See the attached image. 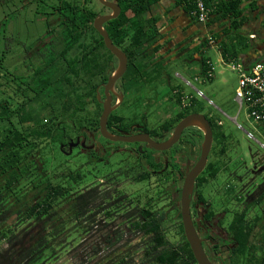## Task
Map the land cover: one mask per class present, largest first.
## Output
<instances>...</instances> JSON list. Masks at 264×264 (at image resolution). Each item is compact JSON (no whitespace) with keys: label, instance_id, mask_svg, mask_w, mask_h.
<instances>
[{"label":"trees","instance_id":"obj_1","mask_svg":"<svg viewBox=\"0 0 264 264\" xmlns=\"http://www.w3.org/2000/svg\"><path fill=\"white\" fill-rule=\"evenodd\" d=\"M159 1L117 0L122 12L117 19L106 23L114 44L124 48L127 54L128 71L137 81L132 80L133 84L152 81L150 77L153 73H148L147 69L158 47H154V51L146 49H151V44L157 42L160 33L159 20L148 14ZM247 1L250 0H203L205 8L210 10L209 18L216 14V19L232 20L231 26L224 32L235 31L234 37L229 41H220L224 45L221 49L225 58L243 56L251 48V41L249 45L247 37L240 32V26L246 20L243 18L244 3ZM176 3L187 5L192 12L197 8L198 0H176ZM2 12L0 264H55L65 260L71 264H198L185 236L180 209L176 207L179 224L170 235L172 230L169 226L174 218L170 216L168 206L156 208V204L166 197L163 188L172 184L177 186L171 173L157 177L159 191L156 198L144 204L137 199L135 206L124 210L122 201L127 196L119 191V180H129L133 176L134 181H148L149 173L139 179L130 169L122 168L111 173L112 177L111 174L105 176L107 180L115 181V192L110 188L103 189L100 184L83 189L80 186L86 175L82 166L72 168L68 163L60 162L51 169L45 161L48 147H52L53 152L64 154L59 143H64L67 137L75 136L82 129L100 128L101 107L94 112L95 118L87 119L89 127L82 125L78 128L82 120L72 119L73 116L76 119L86 107L90 110V105H100L96 90L106 72L104 59L107 54H112L92 26L98 12L87 11L83 3L57 0L53 12L63 17L59 39L52 40L42 49L40 61L29 70L24 69L26 61L14 70L8 64L11 36L7 11L4 8ZM34 17L37 22L38 19L48 22L47 16ZM91 29L95 34L93 44L90 43L93 38ZM139 58L146 60L138 63ZM209 65V60L203 57V75L209 71ZM21 68L23 71H20ZM154 70L156 72L158 68ZM162 75L163 72H160L158 76ZM182 95H178L179 103L182 102ZM52 99L59 102L61 116L57 118L41 116L31 107L32 104L41 105L47 110L54 104ZM192 103L194 107L201 106L197 100ZM67 113L72 120L65 117ZM213 124L216 128L213 151H229L231 137L215 118ZM259 126L264 128V123ZM220 173L219 164L216 160L212 161L208 171L200 176L201 189ZM243 179V176L236 179V187L232 185L222 192L216 190L222 210L230 215L231 221L228 224L226 220L222 222L223 240L217 233L210 232L206 236L205 249L215 263L212 254L220 257L224 264H264V191H257L261 196L259 199L253 194L256 184L264 183V179L255 182L250 189V203L244 195L240 197L246 192L241 189L246 183ZM201 199L209 202L203 195ZM126 200L129 201L128 198ZM210 206V213L213 214L216 210L211 203ZM221 242H231L234 248L224 252Z\"/></svg>","mask_w":264,"mask_h":264},{"label":"flooded vegetation","instance_id":"obj_2","mask_svg":"<svg viewBox=\"0 0 264 264\" xmlns=\"http://www.w3.org/2000/svg\"><path fill=\"white\" fill-rule=\"evenodd\" d=\"M13 1L12 3V12L10 13L7 10V17L9 20L8 24V31L11 36V49H10V56L9 59L13 61V57L16 56L22 58V62H25L28 58L35 59L36 57L41 56V51L46 47L47 44H50L52 40H58L60 29H61V23L63 20V17L61 14L53 12V9L56 6L57 0H54V3L50 4L49 7L46 6L45 0H2V2H8ZM112 3H117V0H108ZM161 1V0H160ZM102 5V4H101ZM29 7V10L34 6L33 13L34 15L38 17H46L48 22L46 23V29L43 30L44 32L42 35L40 34L37 38H29L30 40H34L31 44H28L27 42L20 40L18 37V32L15 29L16 23H18V17L15 15L16 11H21L25 9L26 7ZM103 10H100L98 15H106L111 14L113 11L102 5ZM166 7L164 6L163 9ZM188 10V6L186 7ZM29 12V11H28ZM191 12V11H190ZM193 13V12H192ZM259 14L260 16H264V0H250V14L251 16H254L256 14ZM194 14V13H193ZM196 15L194 14V17ZM10 17V18H9ZM210 19L209 17L206 19L208 21ZM262 18H250V26L259 27L260 26V20ZM29 20V18L27 19ZM225 24V27L220 30L218 33H214L213 31L206 32L205 26L203 24L206 23V21H200V23H196L193 29L195 32L184 38V40L180 43V45H183L185 43H188L186 46H184L182 49H179V51L176 53L175 56L180 57L183 61H194L197 60V62L201 63V60L203 58V53L205 52V47L210 46V38L214 39L215 42L223 41H229L231 38L234 37L235 31L231 33H225L224 30L229 28L231 26L232 20L230 18L221 19ZM33 22V24L38 25L43 20L38 19V22L35 20H29ZM37 22V23H36ZM45 23V21H43ZM95 19L92 22L93 28L96 30L94 25ZM262 22V21H261ZM264 22V17H263ZM104 29H106V24L103 25ZM107 30V29H106ZM97 31V30H96ZM41 32V31H40ZM241 32V31H240ZM91 36H93L92 41H90L91 44L94 42L95 34L92 33V29L90 30ZM97 33L100 35V33L97 31ZM182 34V35H181ZM181 37L187 35V32H181ZM102 37V36H101ZM103 38V37H102ZM104 41V39H103ZM113 41V40H112ZM15 43H18L16 45ZM95 43V42H94ZM105 43V42H104ZM114 43V42H113ZM56 44V42H54ZM58 46V45H57ZM55 46V47H57ZM117 46V45H115ZM154 45L151 46V49L154 48ZM106 47V44H105ZM119 49H121L124 53V48H121L117 46ZM93 48V45H92ZM107 51L111 53V51L106 47ZM191 50L190 52H188ZM103 52L105 51L102 49ZM188 53H185V52ZM112 54V53H111ZM170 52L167 50L164 51L162 55H159L160 57H165V62L170 60L169 56ZM127 55V54H126ZM154 56L155 59H152L153 67L157 66L155 63H159L158 60H160L158 57ZM105 58V57H104ZM105 65H106V72L105 75L102 77V81L97 86V98L98 94L101 96V100H98L100 105L93 104L91 107L99 109L101 107V115L103 112V102L107 100V92L111 96V105L110 107L115 108L112 113L110 114L107 129L108 131L113 135H119V136H142L148 134L150 138L156 142H165L175 132L176 127L178 124L186 117L193 115V114H199L204 115L213 130V145L212 150L208 156L207 165L204 168L203 172L198 176L196 179V188L195 193L192 198L191 202V211H192V217L194 220V224L196 226V229L198 230L199 236L204 240V246L206 243V236L212 232L217 233L218 236L223 240L224 235V225H222L223 220L226 219V216L228 215L226 211H215L213 214L210 213L211 206L209 202H204L201 199V195L203 194L201 187L199 186V180L200 176L203 175L205 172L208 171L209 164L216 160V162L219 164L220 172L225 173L227 175L231 176V164H232V152L226 151V152H214V146L216 145V138H215V126L213 124V117L210 115H206L203 111V107H194V104L192 103L193 100H197L195 97L192 96L191 102H188L186 104L179 103L178 101V95L183 94L182 89L180 90H174V98L178 102L180 106H178V109L175 111L174 118L172 123L166 124L163 129L159 128L157 130L150 129L149 128V121H150V110H144V112L140 113L138 118V122L136 121L135 117L134 121L133 118L131 119L133 122H131L129 125L125 124L124 121L127 119L121 115L118 114L119 110L122 107H126L124 104L125 98H126V90L124 89L125 82L122 81L125 78L126 73L120 77L113 87H109L108 89V83L109 78L114 74L119 67V59L115 55L107 54L106 58L104 59ZM15 68V66H14ZM128 68H129V60H128ZM20 71H23L21 68ZM128 71V69H127ZM156 72L152 74L150 77L152 79L151 82L146 83L147 85L152 84L155 82L159 76ZM163 78H166V74L163 73ZM105 79V81H103ZM184 98V94L182 95V99ZM150 105V104H149ZM128 107L130 105H127ZM134 107L133 105H131ZM99 117V124H100V118ZM115 118V119H114ZM124 119L123 121H121ZM205 134L202 129L196 126H192L189 128H186L179 141L171 147L169 150L166 151H156L155 149H152L148 147L147 142H124V141H111L107 138H104L101 134L100 128L99 130H88V129H82L78 134H75L73 137H67L64 143H59L61 148V151L68 155L70 152V145L74 143H78V146L73 148V151L71 154H69L70 157H73L75 154L78 155H86L87 157V164L91 165L94 164L93 162L101 163V164H109L111 156L116 153H121L126 155V160L123 162H127L126 167L130 169L132 172H134L135 177H140L145 174L149 173V180H151L152 176L158 177L162 176L163 174L169 172L173 176L172 179L177 181V186L174 184L172 185H166L170 190L166 191V199L169 204L173 203V206L168 207V212L170 213V216L172 218H175L174 216L178 217V213L176 212L177 208L180 209L181 204V190L185 181V177L188 173V171L193 170L196 165L198 164L201 154H202V144L204 142ZM105 141V144L103 143ZM122 144L120 146H116L114 144ZM229 161V162H228ZM122 165V166H123ZM246 172L248 174H252V182L254 183L256 180H259L261 178L264 179V170L261 174H259L258 169L261 167H264V158H253L252 162L250 164L246 163L245 165ZM122 169L121 166L114 170V172H117L118 170ZM140 181V180H139ZM228 179H226L227 183ZM247 182L242 184L244 192L240 197L243 195L245 196V199L250 203V176L247 177ZM134 183H137V180L133 181ZM147 181H140L138 183H144ZM228 188H225L224 190H228ZM257 191H264V183L258 182L256 184V189L253 190V194L256 196L257 199H259L261 196L257 193ZM168 197V198H167ZM132 201V200H131ZM127 201L126 199H123V207H125L124 210H126L127 207H133L135 206L136 202ZM154 204H156L154 202ZM176 205V206H175ZM163 206H160V204H156L157 209H161ZM166 207V206H165ZM211 216L209 219H207V216ZM222 243V251H230L234 248V245L231 242L228 243ZM214 257V260H216L217 264H221L222 259L220 257L215 256L212 254V258ZM220 259V260H219ZM213 260V259H212Z\"/></svg>","mask_w":264,"mask_h":264},{"label":"rangeland","instance_id":"obj_3","mask_svg":"<svg viewBox=\"0 0 264 264\" xmlns=\"http://www.w3.org/2000/svg\"><path fill=\"white\" fill-rule=\"evenodd\" d=\"M72 4H81L83 3L87 11H96L99 13L100 10H103V7L99 0H67ZM17 4L19 2L15 0ZM54 3V0H51ZM50 0H45V4L47 7L52 4ZM12 3L13 1H8L4 5L2 0H0V19L2 17L3 9L8 10L10 13L12 12ZM163 4H168L167 1H164ZM12 7V8H11ZM163 7V6H162ZM34 6L29 10L27 6L25 9L21 11H16L15 15L18 17V23L15 25V29L18 32V37L20 40L31 44L35 39L39 37V35L44 32L46 29V23L43 21L38 25L33 24V22L29 20H34ZM154 8L152 7L153 11ZM29 11V12H28ZM8 14V13H7ZM13 14V12H12ZM149 16V14H148ZM10 18V17H9ZM29 18V20H27ZM41 31V32H40ZM32 38L34 40H30ZM161 40L158 39L157 42ZM153 44V43H152ZM151 44V46H152ZM146 46V45H145ZM148 46V45H147ZM224 45L222 43L216 44L215 46H207L205 47V52L203 53V57L210 62V69L213 71V77L208 78L206 75H203L201 72L200 63H192L188 65H184V63H172L169 65L161 66L158 64L155 68H158L159 74L163 72L166 74V78L160 76L155 82L150 85H147L146 82L139 81L138 84H133L132 80L137 83L130 76V71H128L125 75V78L122 80L125 82L124 89L126 90V98L124 101V105L126 107H122L118 114L123 115L127 120L124 121L125 124L129 125L134 121V118H138L139 114L144 112V110H150V121L149 128L150 129H163L166 124H170L173 121L175 111L178 109V102L174 98V90L182 89L184 98L186 102L190 101V97L193 96L200 103L201 107H203V111L206 115H211L215 118L219 125H223V130L231 137L232 145L230 147L229 152H232V164H231V176L225 173H220L216 179H212L208 182V185L203 188L202 192L203 196L211 203L214 210L223 211L222 203L220 199L216 196V190L222 192L223 189L238 186L236 179L243 176V181L247 182V177L250 176V189L254 187V183L258 182L256 180L254 183L252 182V174H248L245 169V164L252 162L253 158H264V148L260 143L264 144V128L254 123L251 119H249L247 115V111L245 107L241 108L238 102L236 101V93L239 87V75L236 71L232 70L228 65L229 63H225L227 58H224L222 55V47ZM156 47V46H153ZM239 46H236L237 49ZM156 48L146 49L147 51H154ZM164 50L162 45L158 47L154 56H157L161 51ZM150 59V63L152 59ZM157 58V57H156ZM13 61L10 60L8 63L9 66L14 70V66L17 67L21 65L22 58L16 56L13 57ZM146 60V59H145ZM142 58L138 59V63H142L145 61ZM40 61L39 57L35 59L28 58L26 60L27 66L24 67L25 70L34 69L35 65ZM187 62V61H183ZM132 68V67H131ZM154 67L151 65L147 72L152 74L154 73ZM178 87V88H177ZM51 107H48L45 110L43 107H37L35 104H32L36 112L38 111L41 116L50 117V116H61L59 102L55 99H52ZM150 104V105H149ZM57 105V106H56ZM127 105H130L129 107ZM133 105L134 107H132ZM91 106V105H90ZM99 110V109H98ZM96 108L86 107L84 111L81 112L80 115L74 119L75 116L72 117L73 120H82L78 123V128L80 126L89 127L87 119L95 118L94 112ZM65 117L70 121L72 120L69 117V113L65 114ZM133 118V121L131 120ZM236 120V121H234ZM138 122V119H136ZM221 122V124H220ZM84 127V128H86ZM76 132L74 131L73 134ZM105 144V141H103ZM116 146L122 145L114 144ZM60 149V147H59ZM61 150V149H60ZM63 153V152H62ZM45 161L47 166L53 169L60 162L68 163L69 167H83V173L86 175L84 183L80 186V188H92L97 185H102L103 189L110 188L111 191H116L115 181L107 180L105 176L113 173L114 170L121 168H127L124 160H126V155L121 153H116L111 156L109 164H101L97 162H93L94 164H87L86 155H78L75 154L73 157L69 155L61 154L58 151H52V147H48L45 150L44 154ZM229 162V161H228ZM123 165V166H122ZM262 172H259L261 174ZM114 175V174H113ZM112 177V174L111 176ZM115 177V176H114ZM232 177V178H231ZM264 177V176H263ZM228 179L227 183L225 182ZM119 191L123 192L127 196L129 202L134 199L141 200L142 204L144 202L149 201L151 199L156 198L157 191H159L157 183V178L152 176L151 180L144 183H134L133 176L130 177L129 180H125V178L119 180ZM242 188V186H241ZM115 189V190H114ZM256 187H254V190ZM164 191H169L170 189L163 188ZM166 194V193H165ZM256 194V192L254 193ZM126 198V199H127ZM164 201L160 203V206H170L167 202L166 198H163ZM256 211V210H255ZM256 213V212H255ZM253 213V215L255 214ZM174 220L171 222L169 229L172 230L173 234L176 225L179 224V219L177 216H174ZM230 215L226 216V223L228 224L230 220ZM250 219V216H249ZM227 227V226H225ZM55 264H71L69 261H63V263H55Z\"/></svg>","mask_w":264,"mask_h":264},{"label":"water","instance_id":"obj_4","mask_svg":"<svg viewBox=\"0 0 264 264\" xmlns=\"http://www.w3.org/2000/svg\"><path fill=\"white\" fill-rule=\"evenodd\" d=\"M99 2L102 5L110 8L113 12L111 14L98 15L95 18V22H94L95 28L103 37L106 47L120 61L118 70L114 74H112V76H110L109 78V83L107 85L109 89V87L110 88L113 87L116 81L127 72L128 57L126 53H124L121 49L115 46L108 31L103 27L104 24L108 23L111 20L117 19L120 16L122 12L121 6L117 3H112L108 0H99ZM106 95H107V100L103 102L104 107L100 118V131L104 138H107L111 141L147 142L148 147L155 149L156 151H166L169 150L171 147H173L179 141L183 131L186 128L196 126L203 130L205 134V138L202 144L201 158L198 164L196 165V167L193 170L188 171L185 177V181L181 190L180 212H181L185 236L188 243L190 244L191 250L195 256V259L197 260V263L217 264L209 257V255L206 252L204 246V240L198 234V230L196 229V226L194 224L192 211H191V202L193 195L195 193L196 179L206 167L208 156L212 150V145H213V130L210 126L208 119L204 115H199V114H193L184 118L176 127L172 137H170L165 142H156L152 140L148 134L142 136H133V137L113 135L108 131L107 125L110 114L115 108L110 107L112 100L108 92ZM98 100H101L100 94H98ZM76 146H78V143H74L70 145L69 154L72 153L73 148ZM61 148L63 147L61 146ZM263 170L264 167H261L258 169V172H263ZM221 264H224V262H221Z\"/></svg>","mask_w":264,"mask_h":264},{"label":"crops","instance_id":"obj_5","mask_svg":"<svg viewBox=\"0 0 264 264\" xmlns=\"http://www.w3.org/2000/svg\"><path fill=\"white\" fill-rule=\"evenodd\" d=\"M164 1H167L168 4H163ZM163 6V7H162ZM164 6L166 7L165 9ZM187 5H178L176 0H161L156 3L153 8L154 10L149 13V16L155 17L159 20L158 28H159V40L154 44L156 47H164V50L159 53L162 55L164 51L170 52L169 56L172 57L170 60L165 62V57H160L158 55L157 58L161 66L169 65L172 63H184V65L198 63L197 60L183 62L180 57L175 56L179 49H182L188 43L180 45V43L186 39V37L192 35L195 31L193 29L196 23H200V18L198 15L194 17V11L190 12L187 8ZM245 10V20L244 24L240 26L241 34L247 37L251 48L249 47L248 51L243 55L239 56L241 62L246 66L247 69L250 68L256 62H264V22L263 15H259L258 13L254 16L250 14V1L244 3ZM262 18L260 20L259 27L250 26V18ZM208 18V16H207ZM206 18V19H207ZM206 21V20H205ZM262 21V22H261ZM225 21L216 19V14L212 16L208 21H206L205 26L206 32L213 31L214 33H218L225 27ZM181 32H187V35L181 37ZM181 34V35H180ZM251 35H255V38H251ZM222 42H218L220 44ZM189 50L188 52H190ZM187 51L185 53H188ZM222 53V52H221ZM223 55V54H222ZM201 65V63H200ZM159 74V70L156 71ZM178 88V87H177ZM185 96V95H184ZM192 97V96H191ZM191 102V99L190 101Z\"/></svg>","mask_w":264,"mask_h":264},{"label":"built area","instance_id":"obj_6","mask_svg":"<svg viewBox=\"0 0 264 264\" xmlns=\"http://www.w3.org/2000/svg\"><path fill=\"white\" fill-rule=\"evenodd\" d=\"M210 10L205 8L203 0H198L197 8L194 12L201 21H205ZM255 38V35H251ZM210 46L218 44L210 38ZM224 57V56H223ZM225 58V57H224ZM239 75V87L236 93V101L241 108L245 107L249 119L254 123L261 125L264 123V62H256L249 69L241 62L239 57L228 56L225 63ZM210 64V62H209ZM206 76L213 77L212 69H209ZM192 99V97H190ZM186 104V99H182ZM236 121V120H234ZM221 124V122H220ZM264 148V144L260 143Z\"/></svg>","mask_w":264,"mask_h":264},{"label":"bare ground","instance_id":"obj_7","mask_svg":"<svg viewBox=\"0 0 264 264\" xmlns=\"http://www.w3.org/2000/svg\"><path fill=\"white\" fill-rule=\"evenodd\" d=\"M193 100V99H192Z\"/></svg>","mask_w":264,"mask_h":264}]
</instances>
